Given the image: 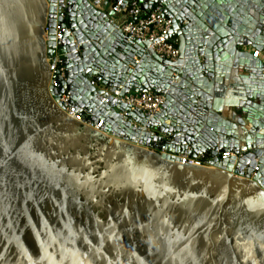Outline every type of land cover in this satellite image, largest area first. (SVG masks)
Returning a JSON list of instances; mask_svg holds the SVG:
<instances>
[{
    "label": "water",
    "instance_id": "water-1",
    "mask_svg": "<svg viewBox=\"0 0 264 264\" xmlns=\"http://www.w3.org/2000/svg\"><path fill=\"white\" fill-rule=\"evenodd\" d=\"M135 1L172 19L175 61L109 0H0V264H264V0Z\"/></svg>",
    "mask_w": 264,
    "mask_h": 264
},
{
    "label": "built area",
    "instance_id": "built-area-1",
    "mask_svg": "<svg viewBox=\"0 0 264 264\" xmlns=\"http://www.w3.org/2000/svg\"><path fill=\"white\" fill-rule=\"evenodd\" d=\"M111 9L115 15L117 27L122 34L138 42H147L149 44L148 47L160 59L167 61H175L177 59L178 49L172 41L167 39L172 19L165 16L162 7L155 5L147 11H142L135 0H113ZM60 15L63 16L62 13ZM63 31L64 28L56 26V41L61 38ZM252 56L259 60L261 73L264 75V49L262 51L253 50ZM133 59L134 62L138 61L136 57H133ZM48 63L52 65L49 85L56 87L58 75L64 76L63 68L57 62V56L53 58V61L48 59ZM91 83L94 85L93 82ZM104 90L108 92L106 88ZM109 94L120 102L125 103L130 110H138L147 118L154 117L160 111L164 101V96L162 94L153 92H128L122 94L120 90H115L113 93L109 92ZM69 97V91L65 90L59 94L57 103L63 107V111L68 116L82 121L76 110L68 104ZM101 100L105 101L106 99L102 98ZM100 125L101 122L94 126V128L99 129ZM229 155L230 154L227 152H224L219 156V159L227 158ZM179 158V162L181 163L193 164L196 166H205L207 165L206 162L209 161V159L205 161L200 156L190 158L185 155H180Z\"/></svg>",
    "mask_w": 264,
    "mask_h": 264
},
{
    "label": "crops",
    "instance_id": "crops-1",
    "mask_svg": "<svg viewBox=\"0 0 264 264\" xmlns=\"http://www.w3.org/2000/svg\"><path fill=\"white\" fill-rule=\"evenodd\" d=\"M112 2H113V0H109V3H110V4H111ZM110 4H109V5H110Z\"/></svg>",
    "mask_w": 264,
    "mask_h": 264
}]
</instances>
